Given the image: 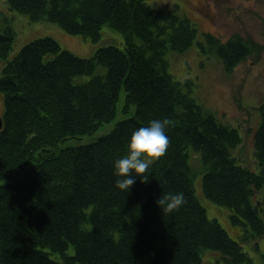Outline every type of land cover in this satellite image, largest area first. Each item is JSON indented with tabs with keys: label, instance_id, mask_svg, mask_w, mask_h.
Listing matches in <instances>:
<instances>
[{
	"label": "trees",
	"instance_id": "1",
	"mask_svg": "<svg viewBox=\"0 0 264 264\" xmlns=\"http://www.w3.org/2000/svg\"><path fill=\"white\" fill-rule=\"evenodd\" d=\"M1 1L32 21L57 23L93 42L107 25L123 35L124 47H98L83 58L45 36L3 66L0 264H202L204 250L225 264H252L198 200L188 148L201 153L204 195L230 209L231 221L243 228L241 240L257 244L264 236V201L256 197L264 186V116L254 136L256 173L231 155L242 141L238 130L219 122L168 71L166 52H184L197 39L191 19L145 0ZM0 17L5 59L16 32L1 9ZM204 38L201 52L216 54L228 71L258 48L241 37ZM99 66L105 74L95 75ZM82 75L91 78L76 82ZM122 90L123 111L134 105L132 116L89 143L59 146L112 121ZM165 117L168 146L150 166L149 179L137 177L129 191L117 188L112 162L131 131ZM166 192H182L185 203L162 213L156 199Z\"/></svg>",
	"mask_w": 264,
	"mask_h": 264
},
{
	"label": "rangeland",
	"instance_id": "2",
	"mask_svg": "<svg viewBox=\"0 0 264 264\" xmlns=\"http://www.w3.org/2000/svg\"><path fill=\"white\" fill-rule=\"evenodd\" d=\"M145 2L153 7L176 10L189 17L195 24L198 30L197 39L188 50L166 52L168 71L174 80L182 82L184 90L207 110L213 112L219 122L238 130L242 141L231 149V155L239 165L259 173L261 167L254 157V136L264 116V0H145ZM0 9L11 17V26L16 32V39L7 58H0V74L7 60L17 55L25 44L40 37H52L63 48L83 58L89 57V54L98 47H124L123 35L107 25L101 28L98 41L93 42L81 35L67 33L57 23L47 20L32 21L28 14L10 9L1 0ZM206 33H211L221 42L236 37L252 40L258 48L228 71L216 54L201 52L198 42L206 43L204 38ZM105 73L106 68L99 66L95 75ZM90 78V75H82L76 77L75 81L85 82ZM186 80L187 86L184 85ZM124 105L125 91L122 90L112 121L100 125L91 134L68 138L59 146L63 148L86 144L108 133L119 120L134 114V105H130L127 112L123 111ZM4 109V93L0 92V117L3 116ZM188 155L195 193L206 209L208 217L216 219L230 237L240 242L242 250L250 255L252 264H264V236L257 244L241 240L243 228L231 221L230 209L216 204L203 193L202 178L206 169L201 153L189 147ZM256 197L257 200L264 201V186L257 191ZM261 205L260 215L264 219V203ZM68 253H74L72 245ZM202 259V264H225L221 257L211 250H204Z\"/></svg>",
	"mask_w": 264,
	"mask_h": 264
},
{
	"label": "clouds",
	"instance_id": "3",
	"mask_svg": "<svg viewBox=\"0 0 264 264\" xmlns=\"http://www.w3.org/2000/svg\"><path fill=\"white\" fill-rule=\"evenodd\" d=\"M168 124L166 117L153 118L131 131L124 153L112 162L113 175L116 177L114 185L117 188L129 191L137 177L141 181L149 179L146 173L150 166L164 154L168 146ZM183 203L185 200L182 192H166L156 199L162 213L178 209Z\"/></svg>",
	"mask_w": 264,
	"mask_h": 264
},
{
	"label": "water",
	"instance_id": "4",
	"mask_svg": "<svg viewBox=\"0 0 264 264\" xmlns=\"http://www.w3.org/2000/svg\"><path fill=\"white\" fill-rule=\"evenodd\" d=\"M3 127V119L0 117V130L2 129Z\"/></svg>",
	"mask_w": 264,
	"mask_h": 264
},
{
	"label": "crops",
	"instance_id": "5",
	"mask_svg": "<svg viewBox=\"0 0 264 264\" xmlns=\"http://www.w3.org/2000/svg\"><path fill=\"white\" fill-rule=\"evenodd\" d=\"M90 55V54H89Z\"/></svg>",
	"mask_w": 264,
	"mask_h": 264
}]
</instances>
